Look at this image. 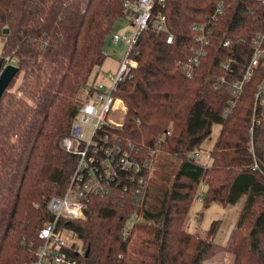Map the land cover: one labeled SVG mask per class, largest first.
<instances>
[{"label":"trees","instance_id":"obj_1","mask_svg":"<svg viewBox=\"0 0 264 264\" xmlns=\"http://www.w3.org/2000/svg\"><path fill=\"white\" fill-rule=\"evenodd\" d=\"M125 1L0 0V62L15 60L16 76L22 74L20 86L10 87L14 78L0 100V264L35 259L40 230L55 221L48 202L65 193L75 165L61 140L88 100L92 74L106 61ZM218 1L155 2L152 25L133 50L137 65L116 92L127 106L118 133L140 149L159 147L154 173L129 233L136 207L131 194L116 189L92 199L83 218L59 221V230L82 243L69 248L79 264H203L221 250L233 256L231 264H264V102H255L264 70L228 115L230 87L216 84L222 74L239 78L252 58L254 40L264 34V3L222 0L224 14L200 67L187 77L180 66L196 43L192 27ZM160 15L167 31L153 27ZM212 138L211 162L202 163L195 153ZM201 184L205 207L244 201L225 246L214 240L215 222L205 237L185 230Z\"/></svg>","mask_w":264,"mask_h":264},{"label":"built area","instance_id":"obj_2","mask_svg":"<svg viewBox=\"0 0 264 264\" xmlns=\"http://www.w3.org/2000/svg\"><path fill=\"white\" fill-rule=\"evenodd\" d=\"M157 0H126L124 7L126 16L132 24V30L121 36L113 34L116 44L123 43L125 56L120 59L116 69L110 71H95L92 74V84L86 86L88 100L81 107L79 114L73 120L70 133L61 141L62 147L71 153L75 159L72 177L67 190L62 195H54L48 208L55 221L48 223L41 230L39 238L42 244L37 249L36 257L24 264H79L77 259L70 255V242L63 230H59L61 219H78L85 216V212L92 199L110 193L115 189L122 194H131L135 211L131 214L132 223L127 224L128 229L137 220L138 212L144 205V198L154 173L155 162L159 147L144 150L135 147L132 142L124 140L118 133L123 122L118 123L115 115L124 118L127 106L122 97L117 95L119 84L124 81L130 70L136 66L133 50L139 41V35L152 25L154 4ZM165 0H159L164 2ZM264 3V0H261ZM217 8L205 22L195 24L196 43L191 48L192 54L181 62V70L192 77L200 67L201 59L207 55L213 26L219 17L224 14L222 0L217 2ZM157 31H167L165 16L160 15L153 23ZM169 40L173 36L169 35ZM264 34L259 33L253 46L254 54L245 66L239 78L229 80L225 74L217 77L218 86L228 83L232 97L228 103L226 115L233 111L238 98L246 84L252 77L259 75L264 70ZM230 40L224 43L229 46ZM105 56L110 57L111 51H105ZM10 60V58H8ZM226 70H231L229 62H223ZM256 86L255 102H264V73ZM199 157V153H195ZM79 252V251H78Z\"/></svg>","mask_w":264,"mask_h":264},{"label":"rangeland","instance_id":"obj_3","mask_svg":"<svg viewBox=\"0 0 264 264\" xmlns=\"http://www.w3.org/2000/svg\"><path fill=\"white\" fill-rule=\"evenodd\" d=\"M131 30H132V24L128 16H124L116 20L114 28L109 36V41L106 44V50L111 51L112 55L106 58V61L103 64L102 68L101 67L97 68L95 69V71L101 72L102 70L107 71L110 69L117 68V63L115 60L124 58L125 56L124 45L123 43L116 44L113 41L112 35L117 33V34H120L121 36H124V34H128L129 31ZM1 51H2V41H0V54H1ZM5 60H8V58H6ZM15 62H16L15 60H12L10 64L16 65ZM0 63L2 65L1 68H3V62H0ZM21 82H22V74L15 77V79L13 80V83L11 84L12 86L10 87H13V89L15 90L20 86ZM115 120L118 123L124 121L121 115H115ZM219 128H220L219 125H217L214 128L213 136L215 139L217 137ZM215 139L212 138V141L209 142L206 145V147L203 148L202 151L198 152L200 155L199 159L202 163L211 162L209 151L213 147ZM206 191H207V186L201 184L197 194L194 193V195L192 196V199L189 202V212L187 214L188 217L184 223L185 230L205 237L206 232L210 228L211 224L215 222L219 231L216 234L214 240L217 244L219 245L221 244L225 246L226 242L229 240L231 236V233L234 230L233 228L240 215L239 212L242 209L244 201L234 204V206L217 203V204H212L210 207H205L204 206V193H206ZM130 223H132V220L127 222L128 225H130ZM63 233L66 234L70 242L72 243L77 242L79 247H81L82 243L74 239L72 234H70L68 231H63ZM232 262H233V256L225 252L224 250H221L215 255L206 258L203 264H231Z\"/></svg>","mask_w":264,"mask_h":264},{"label":"water","instance_id":"obj_4","mask_svg":"<svg viewBox=\"0 0 264 264\" xmlns=\"http://www.w3.org/2000/svg\"><path fill=\"white\" fill-rule=\"evenodd\" d=\"M2 67L0 63V68ZM0 75V100L5 93L6 89L9 87L10 82L16 77L20 72L19 67L13 64H6L5 67L1 68ZM1 102V101H0Z\"/></svg>","mask_w":264,"mask_h":264},{"label":"crops","instance_id":"obj_5","mask_svg":"<svg viewBox=\"0 0 264 264\" xmlns=\"http://www.w3.org/2000/svg\"><path fill=\"white\" fill-rule=\"evenodd\" d=\"M119 60H120V59H118V60H115V61H116V63H117V65H118V62H119ZM101 68H102V67H101ZM103 71H105V70H103ZM107 71H110V70H107ZM107 71H106V72H107Z\"/></svg>","mask_w":264,"mask_h":264}]
</instances>
